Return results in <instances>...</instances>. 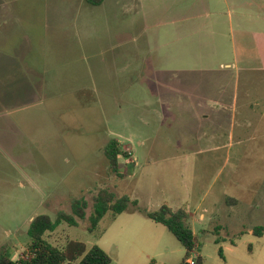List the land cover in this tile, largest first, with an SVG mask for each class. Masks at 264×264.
Returning <instances> with one entry per match:
<instances>
[{
  "label": "rangeland",
  "instance_id": "374dc122",
  "mask_svg": "<svg viewBox=\"0 0 264 264\" xmlns=\"http://www.w3.org/2000/svg\"><path fill=\"white\" fill-rule=\"evenodd\" d=\"M112 138L129 153L118 172ZM104 189L138 204L91 231ZM74 199L85 219L45 236L60 248L181 264L143 213L168 204L191 213L192 257L264 264V0H0V256L29 259L32 219Z\"/></svg>",
  "mask_w": 264,
  "mask_h": 264
},
{
  "label": "trees",
  "instance_id": "16d2710c",
  "mask_svg": "<svg viewBox=\"0 0 264 264\" xmlns=\"http://www.w3.org/2000/svg\"><path fill=\"white\" fill-rule=\"evenodd\" d=\"M92 4H101L103 0H88ZM105 155L112 171L118 172L119 166L124 159L129 157V153L124 151L118 138H112L104 148ZM137 206V200L130 199L129 196L117 198L114 193L108 190L99 191L94 198V210L90 216V227L92 231L95 229L99 221L108 213H112V217L116 218L120 214L128 210L129 205ZM87 202L84 199H74L71 203L72 211L70 213L59 211L53 219L48 214H39L32 219L28 228V236L30 238L29 250L31 256L29 259L12 258L9 254L1 252L0 264H111V256L101 247L95 245L90 249L86 244L69 240L67 244L60 248L50 243L46 238V234L54 232L57 227L65 222L70 226H77L79 220L86 217ZM137 208V207H136ZM149 219L165 225L171 233L185 247L186 253L181 264H186L192 252L197 248V238L190 226V213L185 207L173 209L168 204H162L157 210H145L143 212ZM254 233L263 236L264 228L257 226ZM218 242V241H217ZM219 253L223 257V251ZM149 264H159L151 261ZM194 264H205L204 258L198 254L195 257Z\"/></svg>",
  "mask_w": 264,
  "mask_h": 264
},
{
  "label": "crops",
  "instance_id": "0c3cea01",
  "mask_svg": "<svg viewBox=\"0 0 264 264\" xmlns=\"http://www.w3.org/2000/svg\"><path fill=\"white\" fill-rule=\"evenodd\" d=\"M227 66H230V65H227ZM25 76H27L28 77V85L30 84V92H32V87H35V79L32 77V75L31 74H28V73H26L25 74ZM155 77H158L157 75L156 76H153V78H152V76H148L147 77V82L148 83H150V82H154L155 80V82H159V79H155ZM155 79V80H154ZM162 83V82H161ZM171 88V87H170ZM154 93L156 92L157 94H158V96H159V90H157V91H153ZM174 92V91H173ZM158 100H160V105H162V103L164 104V106L165 105H169V107H174V104L171 106L168 102H166V100H164V97H163V99H162V96H161V99H159L158 98ZM180 104V105H179ZM176 105V104H175ZM177 105H179V106H183V105H185V108H192V102H188V103H178ZM193 105H194V103H193ZM178 107V106H177ZM230 200L231 201H233L232 203H234V204H237V200H235V198L233 199H231L230 198ZM173 208V207H172ZM179 208H181V207H179ZM174 209V208H173ZM190 213V212H189ZM190 217H191V213H190ZM252 233L253 234H255L254 233V231H252ZM196 255V254H195Z\"/></svg>",
  "mask_w": 264,
  "mask_h": 264
},
{
  "label": "built area",
  "instance_id": "2783aa9c",
  "mask_svg": "<svg viewBox=\"0 0 264 264\" xmlns=\"http://www.w3.org/2000/svg\"><path fill=\"white\" fill-rule=\"evenodd\" d=\"M195 263V256H190V258L187 260L186 264H194Z\"/></svg>",
  "mask_w": 264,
  "mask_h": 264
}]
</instances>
